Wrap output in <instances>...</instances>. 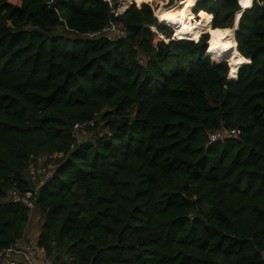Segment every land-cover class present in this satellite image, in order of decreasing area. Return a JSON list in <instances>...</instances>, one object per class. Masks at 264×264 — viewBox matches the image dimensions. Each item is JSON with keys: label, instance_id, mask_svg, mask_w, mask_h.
<instances>
[{"label": "trees", "instance_id": "obj_1", "mask_svg": "<svg viewBox=\"0 0 264 264\" xmlns=\"http://www.w3.org/2000/svg\"><path fill=\"white\" fill-rule=\"evenodd\" d=\"M110 1L0 0V251L27 242L36 213L51 264H264V0L195 3L213 31L238 16L249 63L233 78L206 34L158 24L155 1L117 17ZM110 21L124 39L101 35ZM153 29L167 41L155 47ZM42 155L53 174L36 189ZM12 190L35 193L33 208Z\"/></svg>", "mask_w": 264, "mask_h": 264}, {"label": "built area", "instance_id": "obj_2", "mask_svg": "<svg viewBox=\"0 0 264 264\" xmlns=\"http://www.w3.org/2000/svg\"><path fill=\"white\" fill-rule=\"evenodd\" d=\"M109 3L108 0H105ZM114 17L119 14L112 12ZM101 35L109 42L122 40L126 37L127 32L125 28L113 21H110L102 30ZM91 125L90 122L76 123L74 130L76 132H83L84 128ZM239 134L238 130H214L208 135V143H223L227 139L232 138ZM52 157H59L53 155ZM35 163L28 169L29 180L35 185L36 189L43 185L46 181L52 178L54 165L47 163L49 157L42 155L36 158L30 157ZM36 194L30 191H26L22 194L12 190L9 191L8 201L12 203H20L28 210L33 208V201ZM0 264H51L50 261L45 258L43 251L36 248V244H27L22 240L13 242L10 246L0 251Z\"/></svg>", "mask_w": 264, "mask_h": 264}, {"label": "bare ground", "instance_id": "obj_3", "mask_svg": "<svg viewBox=\"0 0 264 264\" xmlns=\"http://www.w3.org/2000/svg\"><path fill=\"white\" fill-rule=\"evenodd\" d=\"M127 3H130L132 0H124ZM157 2V0H153ZM199 0H184L180 1L181 4L184 5V10L186 11L191 9L195 2ZM244 3V8H249L252 4V0H242ZM159 10L154 11V16L158 21L160 19H174L177 22L181 23L189 30L194 31L195 33H207L210 35V39L208 42V51L207 54L212 56L210 57L212 61L217 62H226L230 69V74L235 75L236 67L240 63H245L246 59H242L237 52L235 51L234 44V36L232 30L237 26L238 16L236 15L233 22V29H224L223 31H213L211 29L212 15L205 13L203 11H199L195 16L193 14L188 13L183 15L182 10H173L164 9L159 7ZM207 46V42H206ZM214 60H213V59ZM242 60V61H241Z\"/></svg>", "mask_w": 264, "mask_h": 264}, {"label": "rangeland", "instance_id": "obj_4", "mask_svg": "<svg viewBox=\"0 0 264 264\" xmlns=\"http://www.w3.org/2000/svg\"><path fill=\"white\" fill-rule=\"evenodd\" d=\"M109 1V4L113 7V4L111 3L110 0ZM135 0H132L130 3H127L125 2L124 0H117V5L115 7V9L113 10V12H117L119 15H121L122 13H124V11L131 5V4H134L137 8H140L143 4L149 6L150 10L152 11L153 13V16H154V11L155 9L157 10L159 7H163V8H169L172 7V6H175L176 8L178 7V5L176 4L177 0H157V2H149V4L147 3H143L141 4L140 6H138L135 2ZM200 1V0H199ZM9 2L13 5H19L20 2L19 0H9ZM196 3V2H195ZM191 7L190 11L186 9V11L184 10V5L182 4L181 5V10H182V14L185 15V14H188V13H191L193 14V16H195L197 13L194 11L195 10V4ZM242 4H243V7H244V3L242 1ZM160 9V8H159ZM196 13V14H195ZM239 14V13H238ZM235 18V16H234ZM234 18H233V21H232V25H231V28H229V30H232L233 29V22H234ZM155 19L157 20V18L155 17ZM212 19H213V16H212ZM157 23L160 24L157 20ZM238 25V23H237ZM211 29L212 28V22H211ZM60 32V31H59ZM58 34H61L59 33ZM155 33V36H154V40H153V44L154 46H158V44L161 42V41H167L166 37L164 35H161L160 33H158L155 29H153V31ZM184 33V31H182ZM232 33H233V36H234V29L232 30ZM196 34H206L209 39H210V35L207 34V33H196ZM64 36V35H63ZM65 37V36H64ZM235 44V43H234ZM207 47V46H206ZM209 47V45H208ZM208 49L206 48V53H207ZM212 56L209 55V59L211 60ZM213 59V58H212ZM214 60V59H213ZM212 61V60H211ZM242 61V60H241ZM222 62V61H221ZM217 63V62H216ZM219 63V62H218ZM240 66V63L237 65L236 67V73L235 75H231L230 74V69H229V72H228V77L229 78H233L237 75V69L238 67ZM85 133L84 132H81L80 134L77 135V139L78 140H81L82 138L85 137ZM9 199V198H7ZM39 224H40V220H39V217L37 216V214L35 213H32L31 215V218L29 219V222H28V225H27V228H26V240H27V244H34V241H35V236L36 234L38 233V227H39Z\"/></svg>", "mask_w": 264, "mask_h": 264}, {"label": "water", "instance_id": "obj_5", "mask_svg": "<svg viewBox=\"0 0 264 264\" xmlns=\"http://www.w3.org/2000/svg\"><path fill=\"white\" fill-rule=\"evenodd\" d=\"M154 17H155V16H154ZM236 29H237V26L234 28V32L236 31ZM247 63H249V60H246V62H245V63H242V64H247ZM242 64H241V65H242ZM241 65H240V66H241ZM240 66H239V67H240Z\"/></svg>", "mask_w": 264, "mask_h": 264}, {"label": "clouds", "instance_id": "obj_6", "mask_svg": "<svg viewBox=\"0 0 264 264\" xmlns=\"http://www.w3.org/2000/svg\"><path fill=\"white\" fill-rule=\"evenodd\" d=\"M208 55V54H207ZM209 56V55H208Z\"/></svg>", "mask_w": 264, "mask_h": 264}]
</instances>
